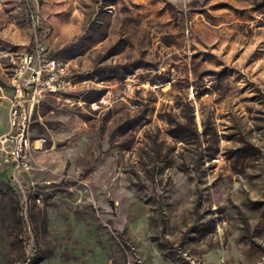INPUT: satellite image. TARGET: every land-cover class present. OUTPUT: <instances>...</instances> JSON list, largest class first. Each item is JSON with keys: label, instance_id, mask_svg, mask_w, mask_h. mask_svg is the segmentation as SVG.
Segmentation results:
<instances>
[{"label": "rangeland", "instance_id": "obj_1", "mask_svg": "<svg viewBox=\"0 0 264 264\" xmlns=\"http://www.w3.org/2000/svg\"><path fill=\"white\" fill-rule=\"evenodd\" d=\"M39 46L74 86L18 171ZM0 264H264V0H0Z\"/></svg>", "mask_w": 264, "mask_h": 264}, {"label": "built area", "instance_id": "obj_2", "mask_svg": "<svg viewBox=\"0 0 264 264\" xmlns=\"http://www.w3.org/2000/svg\"><path fill=\"white\" fill-rule=\"evenodd\" d=\"M16 94L10 107V122L13 132L9 134L13 148L10 152L14 169L29 171L31 139L28 129L35 108L48 94H65L74 86V78L58 59L49 57L40 46L25 53L18 62L15 77ZM98 109L100 106L94 103ZM36 142L45 140L39 139ZM37 149L36 144L33 145Z\"/></svg>", "mask_w": 264, "mask_h": 264}]
</instances>
